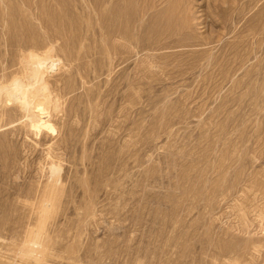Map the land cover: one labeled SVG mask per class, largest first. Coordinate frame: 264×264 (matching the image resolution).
<instances>
[{"label":"rangeland","instance_id":"1","mask_svg":"<svg viewBox=\"0 0 264 264\" xmlns=\"http://www.w3.org/2000/svg\"><path fill=\"white\" fill-rule=\"evenodd\" d=\"M30 54L53 130L0 101V264H264V0H0V83Z\"/></svg>","mask_w":264,"mask_h":264},{"label":"bare ground","instance_id":"2","mask_svg":"<svg viewBox=\"0 0 264 264\" xmlns=\"http://www.w3.org/2000/svg\"><path fill=\"white\" fill-rule=\"evenodd\" d=\"M28 56V59L31 61L30 67H23L26 77L15 74L10 77L8 83H0V101L4 103L5 106H8V103L12 105L15 104L19 111L27 114V126L31 131H35V133H39L42 130L52 131L53 129L50 122L46 119L47 116H50L46 107L49 108V106H51L50 103L52 99L49 91L47 93L48 85L43 79L44 74L48 71L46 66H44V62L47 58L37 57L32 54ZM44 67L45 69H43ZM1 81H3V79ZM2 113L4 114L1 109L0 119Z\"/></svg>","mask_w":264,"mask_h":264}]
</instances>
